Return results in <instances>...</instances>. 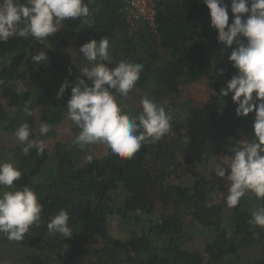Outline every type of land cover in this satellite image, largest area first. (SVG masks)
<instances>
[{
  "label": "trees",
  "instance_id": "obj_1",
  "mask_svg": "<svg viewBox=\"0 0 264 264\" xmlns=\"http://www.w3.org/2000/svg\"><path fill=\"white\" fill-rule=\"evenodd\" d=\"M153 1V24L142 22L130 28L124 0H84L89 16L61 22L60 29L50 36L48 47L43 41L18 35L0 42V90L10 91L5 100L9 109L15 110L8 121V111L0 110V123L6 121L0 130L15 131L27 123L30 139L43 141L55 134L56 125L68 117L67 101L80 74L78 69L92 63L79 50L74 51L76 56L71 62L58 50L71 45L76 50L92 39L99 41L107 36L112 63H102L110 69L121 60L143 65L129 94L134 100L147 96L154 102L166 101L161 106L171 114L179 103L169 99L180 93L181 84L198 80L209 83L216 95L209 91L192 117L202 113L199 124L207 123L209 131H202L201 137V132L170 127L160 140L143 143L131 158L118 157L100 143L99 154L85 162L80 160L79 150L66 142L45 146L42 153L33 148L25 155L18 147L3 146L1 141L0 161L12 160L22 172L14 181L15 187H30L43 211L40 225L31 226L22 241H10L0 234V242L18 246L28 257L51 253L60 262L85 255V264H234L241 260L243 264H264V249L259 257L244 255L248 247L264 245V228L248 223L251 213L264 207V199L257 200L248 192L228 215L221 217L228 192L211 173L214 159L223 162L224 157L232 155L229 149L238 142L240 132L249 140L254 135L255 112L237 117L232 94L219 95L238 72L227 59L230 50L217 41L216 30L198 24L199 18L210 17L202 0ZM225 2L229 4L231 24V0ZM53 46L55 50H51ZM40 51L47 54V61L37 64L28 58ZM54 51L57 53L52 56ZM220 69H225L223 76L219 75ZM65 81L70 86L58 99ZM118 102L130 117L142 110L141 105L127 106L123 97H118ZM26 107L31 115H25ZM37 108L38 121L50 126L43 136L36 130ZM171 116L176 119V115ZM187 177L191 181L186 183ZM61 209L70 217L68 224L73 233L68 238L50 233L47 228L51 217ZM110 218L128 228L124 238L110 233ZM198 225L214 234L204 246V253L184 245Z\"/></svg>",
  "mask_w": 264,
  "mask_h": 264
},
{
  "label": "clouds",
  "instance_id": "obj_2",
  "mask_svg": "<svg viewBox=\"0 0 264 264\" xmlns=\"http://www.w3.org/2000/svg\"><path fill=\"white\" fill-rule=\"evenodd\" d=\"M202 2L209 9L210 26L217 32V41L224 45V49L230 50L227 59L238 70L227 81L226 89H220L219 95L226 97L232 94V101L237 105V117L255 112L253 138L238 141L229 149L232 155L224 157L223 162L215 159L211 162V173L227 180L226 204L234 208L248 192L253 193L257 200L264 199V0H231V24L229 4L225 0ZM89 14L90 9L84 0H27L26 3L0 0V42H7L14 35L43 41L56 33L60 29L58 25L67 18L86 19ZM129 25L131 28L130 22ZM79 52L92 63L80 70L67 101L68 117L79 129L73 144L84 149L85 146L103 143L116 156L131 158L143 143H154L168 133L170 122L166 110L153 99L141 98L142 110L136 117H130L118 102V97H127L135 87L142 64L121 60L114 68L107 67L102 63H112L107 36L84 43ZM31 59L40 64L48 57L40 51ZM224 73L225 69L219 70V75ZM69 86L68 81L61 85L58 99ZM210 91L212 96L216 95L214 90ZM24 113L31 115L27 107ZM49 130V125L42 122L40 135H46ZM14 135L23 145L21 151L25 155L33 148L38 153L44 151L42 141L30 139L31 130L27 123L19 125ZM21 175L13 163L0 161V234L17 242L24 239L31 226L40 225L43 211L30 187H15L14 181ZM69 219L68 212L61 209L51 217L48 231L71 237L73 232ZM248 223L264 228V207H257Z\"/></svg>",
  "mask_w": 264,
  "mask_h": 264
},
{
  "label": "rangeland",
  "instance_id": "obj_3",
  "mask_svg": "<svg viewBox=\"0 0 264 264\" xmlns=\"http://www.w3.org/2000/svg\"><path fill=\"white\" fill-rule=\"evenodd\" d=\"M210 16V15H209ZM198 24L204 28H208L212 30L213 28L210 26V17L207 15L203 19H198ZM51 36V35H50ZM48 36L45 40H43L44 44L48 47L50 44V39L51 37ZM58 40V39H57ZM74 44V43H73ZM51 46V45H50ZM54 49V46L52 47L51 50ZM55 50V49H54ZM78 49H74V47L71 45L70 47L66 48L65 50H58L61 54H64V56L70 60H73L74 57L76 56V52ZM57 51L52 52V56H55ZM32 55H29L28 58L31 59ZM80 58V57H79ZM79 63V61H78ZM25 66V64H24ZM81 69H78L80 71ZM81 74V72H79ZM79 74V75H80ZM16 85L18 87L21 85L20 82H18ZM180 93L177 96H174L172 99H169L170 102H178L179 107L178 109H173L171 110V114L167 113L169 117V122H170V127H173L175 130H180V131H186V128L190 130H194L197 133L201 132L199 136L204 137L202 134L203 132H208L209 129H207V123L199 124V119L202 117V113L199 114L198 118H192L195 114V109L197 107L202 106V104L206 101L208 98V93L210 91V84L207 82H204L203 80H198L195 82H188V83H183L180 85ZM10 93L9 90L2 89L0 90V110L1 111H8V116L6 118V121H8V117H12L14 113V109L11 108L9 109L5 98L8 96L7 94ZM131 94V92L129 93ZM127 97H123L124 102H127V106H132V108L140 107V101L141 98H137V100H134L130 98L129 95ZM176 98V99H175ZM166 103V101L160 100L159 102H156L159 105H162ZM40 109L37 108L35 111L36 114V126H37V131L39 132L40 125L42 122L38 121L39 118V112ZM195 111V112H194ZM172 114L176 115V119L172 118ZM6 121H3L0 123V127L6 123ZM50 127V126H49ZM15 131H4L0 130V150H2L1 144L3 146H7L10 148L18 147L19 152L21 151V148L23 145L19 143L17 138L14 135ZM40 133V132H39ZM53 135H48L47 138H45L42 142H44V146H47L48 148L53 147L56 141L59 142H66L68 143L69 147L72 149L76 148L80 152L79 158L81 161H87L91 157H94L99 154L100 149L99 145L100 143H96L93 145L85 146L84 149H81L78 145L73 144L72 141L74 137L79 133V129L73 124V122L69 119V117H66V119L62 120L61 123L57 124L55 129H54ZM245 139H248L247 135H244L243 132H240V136L238 138V141H243ZM249 140V139H248ZM3 141V143H1ZM1 155V151H0ZM52 156V155H51ZM51 159H54L55 157H50ZM1 159V158H0ZM10 163H15L11 161H8ZM216 176V175H215ZM215 182L221 183L225 186L227 189V180L219 177L214 178ZM190 182L191 178L187 177L185 178V182ZM186 182V183H187ZM215 187L218 188V185L216 183ZM150 185H148L149 187ZM218 196H220V192H218ZM230 207L226 206V208L222 211L221 217L224 215H228L230 212ZM109 224H110V233L113 236L116 237H122L124 238L126 236V231L128 228H124L123 226H119L120 224L115 220V219H109ZM199 229L196 228L195 232L193 233V236L189 241H186L184 243L185 246H188L190 249H198L201 252L204 251V246L212 240V236L214 235L212 232L208 230L206 226H201L198 225ZM123 228V229H122ZM263 244H264V238H263ZM264 249V245H254L253 247H248L246 251H244V255L251 258L255 256H260L262 253L261 251ZM50 256H44L41 253H37V255L33 256H27L23 251H20V248L16 245H11L10 243H3L0 242V264H85L86 263V258L85 255L82 257L77 258L76 260H73L71 262L69 261H59L54 254H49ZM230 260V259H228ZM242 262H234V264H243ZM203 264H210L209 262H204Z\"/></svg>",
  "mask_w": 264,
  "mask_h": 264
},
{
  "label": "built area",
  "instance_id": "obj_4",
  "mask_svg": "<svg viewBox=\"0 0 264 264\" xmlns=\"http://www.w3.org/2000/svg\"><path fill=\"white\" fill-rule=\"evenodd\" d=\"M129 8L128 17L131 26L138 22L153 24L156 15V7L153 0H125Z\"/></svg>",
  "mask_w": 264,
  "mask_h": 264
}]
</instances>
